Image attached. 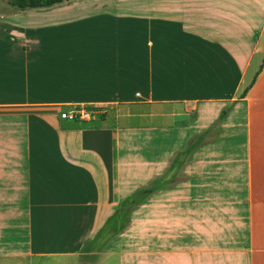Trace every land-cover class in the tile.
<instances>
[{"label": "crops", "instance_id": "1", "mask_svg": "<svg viewBox=\"0 0 264 264\" xmlns=\"http://www.w3.org/2000/svg\"><path fill=\"white\" fill-rule=\"evenodd\" d=\"M263 58L264 0L2 1L0 264H264Z\"/></svg>", "mask_w": 264, "mask_h": 264}, {"label": "trees", "instance_id": "2", "mask_svg": "<svg viewBox=\"0 0 264 264\" xmlns=\"http://www.w3.org/2000/svg\"><path fill=\"white\" fill-rule=\"evenodd\" d=\"M63 2L64 0H7L10 6L21 11L51 8ZM132 203L134 204V202Z\"/></svg>", "mask_w": 264, "mask_h": 264}, {"label": "built area", "instance_id": "3", "mask_svg": "<svg viewBox=\"0 0 264 264\" xmlns=\"http://www.w3.org/2000/svg\"><path fill=\"white\" fill-rule=\"evenodd\" d=\"M94 112L88 110H69L68 112H62L60 117L62 119L67 120H86L88 119Z\"/></svg>", "mask_w": 264, "mask_h": 264}, {"label": "rangeland", "instance_id": "4", "mask_svg": "<svg viewBox=\"0 0 264 264\" xmlns=\"http://www.w3.org/2000/svg\"><path fill=\"white\" fill-rule=\"evenodd\" d=\"M2 1H6V0H0V3L2 2ZM7 5H5V7H6ZM87 9H90L89 7L87 8ZM63 111H65V112H68L69 110H63ZM137 201V198H133V201L132 202H136ZM129 204H131V202L129 203ZM129 207H130V205H129ZM129 207H127L128 209H129ZM128 210L125 208L124 209V212H127ZM123 219H125V218H123ZM86 248H87V246H86Z\"/></svg>", "mask_w": 264, "mask_h": 264}]
</instances>
